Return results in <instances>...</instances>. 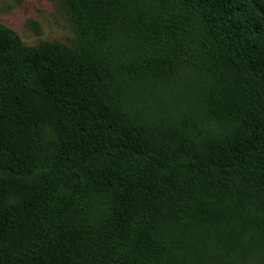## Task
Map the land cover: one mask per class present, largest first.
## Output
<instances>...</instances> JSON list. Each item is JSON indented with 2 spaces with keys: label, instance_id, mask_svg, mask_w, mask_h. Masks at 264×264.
I'll return each mask as SVG.
<instances>
[{
  "label": "trees",
  "instance_id": "obj_1",
  "mask_svg": "<svg viewBox=\"0 0 264 264\" xmlns=\"http://www.w3.org/2000/svg\"><path fill=\"white\" fill-rule=\"evenodd\" d=\"M120 2L67 0L79 36L108 40L124 19ZM149 7L139 47L173 45L158 56L162 67L186 65L181 45L190 32L194 59L218 62L217 82L191 73L208 134L184 138L183 123L171 131L138 125L118 112L106 73L82 50L26 47L0 26V255L7 263L153 264L142 257L155 244L147 230L160 212L202 198L205 214L264 205V0H153ZM36 129L49 146L37 144ZM13 190L18 200L3 204ZM25 246L32 259L16 256Z\"/></svg>",
  "mask_w": 264,
  "mask_h": 264
},
{
  "label": "rangeland",
  "instance_id": "obj_2",
  "mask_svg": "<svg viewBox=\"0 0 264 264\" xmlns=\"http://www.w3.org/2000/svg\"><path fill=\"white\" fill-rule=\"evenodd\" d=\"M152 1L121 0L124 19L104 41L79 36L67 0H0V26L26 47L56 45L82 50L106 73L118 112L138 125L169 131L183 123L184 138L208 134L210 125L200 120L202 103L195 98L198 81H193L191 73L201 71L204 81L217 82L218 62L203 60L199 53L200 58L194 59L191 32L184 33L181 45L186 54L184 66L168 68L157 63L160 54H170L174 49L168 43L152 50L140 49L139 44L148 37L143 22ZM135 16L139 20L133 22L131 17ZM189 62L198 63L204 71L190 68ZM236 99L239 102L241 98ZM42 135L40 129L32 134L39 146H49L50 140ZM18 198L19 192L13 190L1 202H16ZM205 205L202 198L193 208L157 214L147 230L155 244H150L142 258H150L153 264H264V205L250 202L245 208L228 206L222 212L206 214L202 212ZM32 255L30 246L16 250L18 257L32 259ZM4 258L0 255V264H13Z\"/></svg>",
  "mask_w": 264,
  "mask_h": 264
}]
</instances>
